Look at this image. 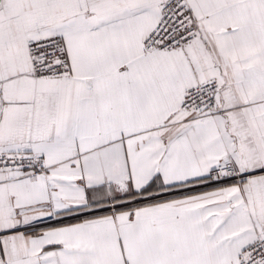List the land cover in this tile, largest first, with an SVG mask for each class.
Wrapping results in <instances>:
<instances>
[{"label":"snow or ice","instance_id":"snow-or-ice-1","mask_svg":"<svg viewBox=\"0 0 264 264\" xmlns=\"http://www.w3.org/2000/svg\"><path fill=\"white\" fill-rule=\"evenodd\" d=\"M0 264H264V0H0Z\"/></svg>","mask_w":264,"mask_h":264}]
</instances>
